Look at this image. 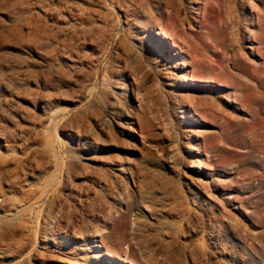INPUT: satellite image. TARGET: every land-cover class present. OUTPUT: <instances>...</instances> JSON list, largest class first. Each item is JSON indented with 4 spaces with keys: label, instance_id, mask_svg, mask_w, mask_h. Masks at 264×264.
Listing matches in <instances>:
<instances>
[{
    "label": "rangeland",
    "instance_id": "rangeland-1",
    "mask_svg": "<svg viewBox=\"0 0 264 264\" xmlns=\"http://www.w3.org/2000/svg\"><path fill=\"white\" fill-rule=\"evenodd\" d=\"M177 1L0 0V264H264V0Z\"/></svg>",
    "mask_w": 264,
    "mask_h": 264
},
{
    "label": "bare ground",
    "instance_id": "bare-ground-1",
    "mask_svg": "<svg viewBox=\"0 0 264 264\" xmlns=\"http://www.w3.org/2000/svg\"><path fill=\"white\" fill-rule=\"evenodd\" d=\"M147 2V8H146V12L150 11V8L152 6H155L156 4H158L161 0H146ZM176 4H178V6L181 5V2L177 1V0H173ZM145 4V3H144ZM143 4V5H144ZM145 8V5H144ZM149 8V9H148ZM128 24V23H127ZM126 41V40H125ZM124 41V39L119 37L117 43H116V54L114 56H112L111 54L108 56V58L106 59V65L105 68H107L109 65H115L119 62H123L124 64H126L127 62L129 63L130 59L132 58V51L129 47V45ZM114 54V53H113ZM141 61V60H140ZM142 64V62H140ZM141 64L137 63V68L138 65L140 66ZM117 66V65H116ZM112 67V66H111ZM142 67V65H141ZM114 68V67H113ZM139 69V68H138ZM141 69V68H140ZM109 70V69H108ZM145 72V71H144ZM145 76V75H144ZM107 96V95H106ZM102 98V97H101ZM112 103V102H111ZM124 105V104H123ZM115 109V107H114ZM128 110L126 108L123 109H118V114H123V115H128ZM139 114V113H138ZM122 252V251H121Z\"/></svg>",
    "mask_w": 264,
    "mask_h": 264
}]
</instances>
